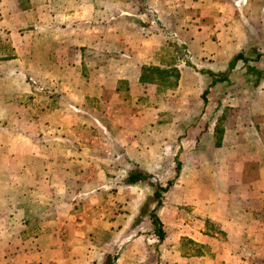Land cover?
Here are the masks:
<instances>
[{"label":"rangeland","instance_id":"374dc122","mask_svg":"<svg viewBox=\"0 0 264 264\" xmlns=\"http://www.w3.org/2000/svg\"><path fill=\"white\" fill-rule=\"evenodd\" d=\"M150 1L0 0V54L11 58L15 54V49L20 48L21 54L30 56L35 48V35L31 32H26L25 39L18 37V29H15L14 34H8L3 24L4 8L8 9L10 6L16 8L19 5L27 9L35 4H51L60 11V26L56 30L60 41L66 39L64 44L68 42L64 46H59L61 52L69 47L73 49L81 47L80 44L70 45L68 38L74 39L75 34H80L78 37L82 41V34H88L91 36L89 41L92 40V45H85L82 48H85L87 57L91 59V67L96 66L98 62L107 63L105 62L107 58L114 61L121 53L116 49L119 47L115 40L108 43L107 49L101 45H93L96 43L93 37L97 38L100 34L98 24L104 23L101 21L103 16L99 17L95 12L91 14L92 17L88 19L92 23L90 30H70L63 28V26L66 28L65 22L68 20L71 24L76 21L66 19L64 12H76L75 10L84 3L91 6L106 5L107 14L104 16L106 20L112 11L136 6L133 11L140 14L137 13L138 17H131L132 20L151 27L152 31L165 33L168 37V45L162 52L165 56V62H162L164 65H145L179 70L174 64L181 63L184 69L194 70L196 67L199 72L204 71L200 73L203 76L201 83L199 75L193 72L187 77V96L189 95L187 101H192L191 112L186 109L187 103L182 101L185 92L178 91L176 88L178 84L167 86L160 80L148 82L153 85L146 91L149 95L142 96L144 104L158 103V106L162 107L159 112L162 120L178 118L184 112L186 114L190 112V118L206 117L207 120L201 125L202 130L205 133L213 129L214 133L202 135L196 149L210 151L220 145L222 135L228 128L235 129L244 120L249 119L250 108L264 93V0H172L167 12L163 14L155 12ZM198 17L200 21L196 20ZM31 22L27 27H30ZM191 24L194 26L192 30ZM184 28L187 30V36ZM29 29L32 28L22 30ZM198 32L203 35L198 37L202 44L207 39L213 41L209 46L210 55L199 56L190 51L189 39H195ZM20 40L28 41L30 44L19 45ZM46 48L49 49L50 46ZM80 53L78 50L71 55L77 54L79 57ZM239 53H242L245 59L235 61L234 58ZM210 67L214 68V71L209 69ZM223 75L227 76L225 81L213 82L214 78L219 79ZM56 79L52 80L45 76H34L30 79L28 76V81L34 87L33 92L17 97L13 95L11 101L14 102L13 106L15 102L26 103L27 110L32 115H42L43 120H40L42 124L39 129L43 135L48 136L56 132L60 136L58 140H53L54 145L51 148L50 141H44V144H47V148H44V164H50L47 159L50 158V149H53L59 154V164L63 165L58 178V203L54 204L44 192L41 210L43 219L36 223L40 230L50 229L54 223L47 221V218L54 212L60 216L74 215L77 221L83 222L82 226L87 228L86 236L75 235L73 238L76 248L72 257L80 259L75 264H103L109 259L115 264H264V237L253 236L249 243L241 244L245 241L243 237L229 238L225 234L216 235V231L222 233L218 223L209 219L208 213L200 211L201 208L196 211L194 203L186 205L184 202L169 211L173 213L174 218L167 220L165 226L161 221L165 227V236L160 238L152 215L157 213L160 217L164 203L157 206L152 196L157 184L166 186L169 180H174L171 189L163 194V200L170 198V194L167 197V193L172 190L178 179L176 176L178 156L174 153L180 150V138L166 143L160 142L161 145H169L171 153L168 155L169 158L168 156L162 158V165L152 172L154 174L152 183L128 185L127 173L134 168L132 162L137 161L130 159L122 146L113 139L114 130L110 128L113 120L112 114L109 113L114 110L118 115L119 111L114 108L118 105H110L108 98L102 100L96 98L97 100L83 103L82 96L78 94L75 97L70 96L68 92L73 84L77 89L84 88L86 78L78 73L72 76L61 75ZM96 79L90 77L89 81ZM190 86L192 88H189ZM174 89L176 91H173ZM206 89L208 93L204 100L202 94ZM112 101L114 102L113 99ZM70 102L78 104V109L70 106ZM55 108H59L58 116L52 115ZM67 115L72 116L70 120H67ZM211 116L217 120H209ZM193 121L189 120L187 126L190 127ZM30 126L28 123L25 128L32 131L34 126ZM176 131L173 130V133ZM61 135H68V139L66 136L62 138ZM68 144L69 149L75 150V155L68 156L66 150ZM152 159L153 156L145 157L148 163ZM204 159L200 164H205ZM66 164H71L75 171L69 174L65 172ZM98 165L104 169L99 174ZM68 181L69 184L66 185ZM98 186L101 187L97 189ZM2 223L4 222L0 221V224ZM61 223V221L58 223L59 226ZM254 231L258 233L257 230ZM61 234V239L66 236L65 233ZM17 235L14 233L10 237L0 236V241L9 238L16 240ZM217 238L224 244L220 245L221 248L216 245ZM73 244L68 247L74 246ZM222 245L227 251L221 252L224 258L216 262L215 255L222 249ZM0 248L3 249V246ZM100 260L102 263H99ZM16 261L19 262V259Z\"/></svg>","mask_w":264,"mask_h":264},{"label":"crops","instance_id":"0c3cea01","mask_svg":"<svg viewBox=\"0 0 264 264\" xmlns=\"http://www.w3.org/2000/svg\"><path fill=\"white\" fill-rule=\"evenodd\" d=\"M171 3L172 0L150 1L154 11L162 14L167 12ZM135 8L136 6H131L112 11L106 20V5L91 6L84 3L75 10L76 12H64L66 19L76 21L71 24L68 20L65 22L66 28H63L70 30H90L92 23L88 19L92 17L91 14L95 12V15L103 16L101 21L104 23L98 24L100 34L97 38L93 37L96 42L93 45H101L107 49L108 43L115 40L119 47L116 49L121 53L114 61L107 58V63L98 62L94 67H91V59L87 57L85 48H82L92 45V40L89 41L91 36L88 34H82V41L78 37L80 34H75L74 39L68 38L70 45L80 44L78 49L69 47L64 52L60 51L59 46L68 42L64 44L66 39L61 42L56 31L60 26L58 7L51 4H35L27 9L19 5L16 8L10 6L3 9V24L8 34H14L15 29H18V37L25 39L26 32H31L35 35V48L30 56L21 54V49L16 48L11 58H0V205L3 206H0V221L4 222L0 224V236L10 237L14 233L18 234L16 240L7 237L9 239L0 241V247L3 246V249L0 248V264H12L11 261H15L14 264H75L80 259L72 257L76 248L73 238L75 235L85 237L87 231V228L82 226L83 222L77 221L74 215L69 214H51L47 218V221L54 223L50 229L40 230L36 223L43 219L41 210L44 192L54 204L58 203V178L63 165L59 164V154L53 149H50V158L47 159L50 164H44V148H47L44 141L49 140L51 148L54 145L53 140L60 137L58 133L43 135L39 129L42 124L40 120H43L41 114L32 115L27 110L26 103L15 102L16 104L12 105L13 95L17 97L33 92L34 87L28 81V76L30 79L34 76H45L53 80L61 75L72 76L78 73L85 77L84 88L77 89L73 84L68 94L72 97L76 94L82 96L83 103L97 100L96 98H108L110 105H118L114 106L119 111L118 115L114 110L109 113L112 114L113 120L110 128L115 133L113 139L122 146L130 159L140 163V167L146 171L154 172L162 165L161 159L171 153L169 145H161L160 142L166 143L180 138V150L174 155L178 156L177 162H180L181 169L174 187L167 193L170 198L163 200L160 217L164 226L167 220L174 218L173 213L169 211L185 202L186 205L194 203L196 211L201 208L200 211L208 213L209 219L218 223L222 233L216 231V235L243 237L245 241L241 244L249 243L253 236L264 237V93L250 108L249 119L244 120L235 129L228 128L222 135L220 145L210 151L197 150L196 145L202 135H211L214 130L205 133L202 130L201 125L207 120L206 117L190 118L193 108L192 101H187L189 95L187 96L186 81L193 72L199 75L201 83L203 76L200 73L204 71L199 72L196 67L195 71L191 68L184 69L183 64H174L180 71L176 88L182 93L185 92L182 101L187 103L186 109L189 113L184 112L178 118L162 120L159 113L162 107L158 106V103L144 104L142 96L149 95L146 91L153 84L141 81L142 66H161L162 62H165L162 52L168 45V37L165 33L152 31L151 27L132 20L131 17H138L140 14L133 11ZM196 20L200 21V18ZM30 22L32 29L22 30L30 28L27 27ZM190 27L192 30L193 24ZM184 30L187 36V30ZM199 36H203L202 33L198 32L195 39H189L190 51L194 55H210L209 46L213 41L207 39L202 44ZM23 44L30 42L20 40L19 45ZM78 50L81 52L79 57L77 54L71 55ZM78 70L80 72H76ZM90 77L97 79L89 81ZM195 102L197 105V101ZM70 106L78 109V104L74 102H70ZM58 110L59 108L53 109L52 115L58 116ZM67 117V120H70L72 116ZM208 119L217 120L213 116ZM189 120H194L190 127L187 126ZM28 123L31 124L30 127L34 126L32 131L25 128ZM173 130L177 131L173 133ZM63 136L68 139V135H61L65 138ZM69 146H66L68 156L75 155V150L69 149ZM146 156H153L150 163L145 161ZM203 159L205 164H200ZM65 167L68 174L75 171L71 164H66ZM101 171L104 169L98 165V174ZM68 184L69 181L66 182V185ZM60 221L62 223L59 226ZM163 229L165 231V227ZM195 231L197 232L196 228ZM61 233L66 234L62 239ZM71 244L74 246L69 248L68 245ZM221 244L222 241L217 238V247L221 248ZM225 251L227 248L224 246L218 250L214 261L220 262V259L224 258L221 252Z\"/></svg>","mask_w":264,"mask_h":264},{"label":"trees","instance_id":"16d2710c","mask_svg":"<svg viewBox=\"0 0 264 264\" xmlns=\"http://www.w3.org/2000/svg\"><path fill=\"white\" fill-rule=\"evenodd\" d=\"M260 55V53L258 54ZM0 58L5 59L7 56L0 54ZM245 59L242 53H239L235 56L234 60ZM211 74L213 72H210ZM214 74V73H213ZM215 76V74H214ZM180 79V71L177 68L167 69L159 66H150L143 65L142 66V82H156L160 80L165 83L167 86H176ZM227 79L226 75L219 77V79L213 80V82L225 81ZM208 90L206 89L203 93V98L205 99ZM129 159V158H128ZM134 164V168H131L126 176V184L136 185L138 183H152L151 180L154 176L152 172L146 171L141 168L137 162H132ZM177 177L180 174L181 164L178 162L177 164ZM174 184V180H169L166 186H162L157 184L156 189L153 193L152 200L156 203L157 206H162L163 204V194L168 192ZM155 213V212H154ZM152 219L154 224H156V231H158V236L163 238L165 236V232L163 229L162 222L157 213L152 215ZM103 264H114V261L109 259L106 260Z\"/></svg>","mask_w":264,"mask_h":264}]
</instances>
